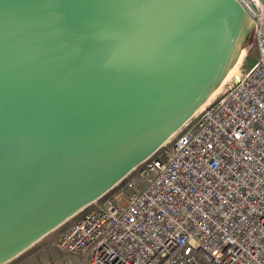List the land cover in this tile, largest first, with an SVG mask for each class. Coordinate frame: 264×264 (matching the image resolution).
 Instances as JSON below:
<instances>
[{"label": "water", "instance_id": "water-1", "mask_svg": "<svg viewBox=\"0 0 264 264\" xmlns=\"http://www.w3.org/2000/svg\"><path fill=\"white\" fill-rule=\"evenodd\" d=\"M254 25L237 0H0V264L171 138Z\"/></svg>", "mask_w": 264, "mask_h": 264}, {"label": "built area", "instance_id": "built-area-1", "mask_svg": "<svg viewBox=\"0 0 264 264\" xmlns=\"http://www.w3.org/2000/svg\"><path fill=\"white\" fill-rule=\"evenodd\" d=\"M237 1L255 62L59 226L64 264H264V4Z\"/></svg>", "mask_w": 264, "mask_h": 264}, {"label": "rangeland", "instance_id": "rangeland-1", "mask_svg": "<svg viewBox=\"0 0 264 264\" xmlns=\"http://www.w3.org/2000/svg\"><path fill=\"white\" fill-rule=\"evenodd\" d=\"M254 42L255 39L252 31L248 35L246 42L243 44L242 51H245V54L242 58L241 64H247L248 66L255 62L257 58V50ZM61 230L62 227H59L51 231L33 246L6 264H64L65 259L70 255L60 250L56 245V238ZM73 257H75L76 264H79V257Z\"/></svg>", "mask_w": 264, "mask_h": 264}, {"label": "bare ground", "instance_id": "bare-ground-1", "mask_svg": "<svg viewBox=\"0 0 264 264\" xmlns=\"http://www.w3.org/2000/svg\"><path fill=\"white\" fill-rule=\"evenodd\" d=\"M244 54H245V51H242V53H241V55H240L238 61L235 63V65L232 67V69L228 72V74H227V76H226V78H225L224 81L230 79L233 75H236V74L238 73L239 66H240V64H241V61H242V58H243ZM220 88H221V86H219V87H218V88L212 93L211 97L209 98V100H208L207 102H209L210 99H213V98L216 96V94L219 92ZM207 102H206V103H207ZM206 103H205V104H206ZM205 104H204V105H205Z\"/></svg>", "mask_w": 264, "mask_h": 264}]
</instances>
